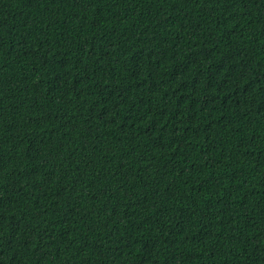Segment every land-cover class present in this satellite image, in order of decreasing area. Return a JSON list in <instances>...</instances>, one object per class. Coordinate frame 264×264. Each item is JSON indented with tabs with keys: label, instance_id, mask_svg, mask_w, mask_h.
<instances>
[{
	"label": "trees",
	"instance_id": "obj_1",
	"mask_svg": "<svg viewBox=\"0 0 264 264\" xmlns=\"http://www.w3.org/2000/svg\"><path fill=\"white\" fill-rule=\"evenodd\" d=\"M0 264H264V0H0Z\"/></svg>",
	"mask_w": 264,
	"mask_h": 264
}]
</instances>
